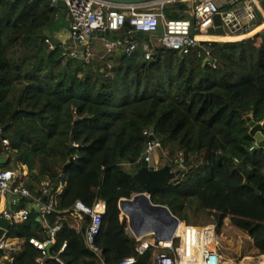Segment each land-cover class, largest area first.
Segmentation results:
<instances>
[{"label": "trees", "instance_id": "16d2710c", "mask_svg": "<svg viewBox=\"0 0 264 264\" xmlns=\"http://www.w3.org/2000/svg\"><path fill=\"white\" fill-rule=\"evenodd\" d=\"M179 8L165 11L178 18ZM61 12L68 9L52 0H0V128L10 142L0 150L8 158L2 167L26 165L24 181L33 194L47 178L56 185L61 171L68 179L50 213L32 208L28 219L10 225L8 235L23 243L6 264H39L42 250L30 240H46L48 228L60 224L44 264H96L83 231L66 219L76 200L96 197L108 203L97 236L106 263L134 255L135 264H153V250L135 252L127 225L115 234L111 225L120 199L145 191L134 173L150 128L167 151L165 164L157 166L180 170L151 200L193 225L199 215L202 225L219 227L229 218L253 239L254 253L264 254V147L251 133L255 122L264 134V34L203 42L215 66L198 49L180 54L154 47L145 59L150 35L144 32L136 33L142 45L133 56L94 51L85 62L68 54L70 42L47 31L65 28L54 26ZM73 141L84 147L73 148ZM73 153L78 158L72 161Z\"/></svg>", "mask_w": 264, "mask_h": 264}, {"label": "built area", "instance_id": "2783aa9c", "mask_svg": "<svg viewBox=\"0 0 264 264\" xmlns=\"http://www.w3.org/2000/svg\"><path fill=\"white\" fill-rule=\"evenodd\" d=\"M52 2L66 4L71 17L68 42L72 45L68 54L85 62H90L94 55V39L101 40L107 54L122 51L130 57L142 45L136 33L144 32L150 35V41L147 44L143 42V47L147 50L145 59L152 58L154 47L189 54L199 45L203 47L206 61L215 66L210 60L211 52L203 42L239 41L264 32V22L254 23L257 19L256 5L261 12L264 11L256 0H144L134 3H117L109 0H52ZM173 5H179V10L182 11L178 18L170 17L165 11L166 7ZM217 13L221 14L224 30L229 28L232 33L220 35L209 32L210 27H216L214 16ZM185 14H190L191 18L184 17ZM127 23L131 28L127 27ZM106 30L111 32L109 36L105 34ZM124 30L127 34L123 36ZM98 33L105 35L98 37ZM115 35H120V38L113 37ZM151 35H155L156 38ZM208 36L210 38H203ZM225 36L235 39H224ZM50 47H54L52 42ZM144 133L148 136V144L140 160L145 157L150 165L157 168V165L152 163V156L161 148V143L156 137L155 140L149 139L155 136L152 128ZM9 143V139L2 136L0 128V150H7ZM71 146L75 149L84 147L78 141H73ZM165 153L167 154V151ZM0 155L8 160L5 154ZM77 158L78 155L73 153L70 160ZM180 158L182 162V154ZM28 173L26 165L21 169L4 168L0 165V219L5 218L11 224L23 222L28 219L32 208H36L45 216L54 209L58 195L68 184L66 174L61 171L56 185H52L51 178H47L41 182L40 193L33 194L24 181ZM26 200H28L26 206L18 207ZM107 209L108 203L101 197H96L92 203L78 199L67 209L66 219H69L70 227L83 231L85 245L93 254L96 264H107L103 249L97 242ZM211 225L214 226L213 235L207 230ZM221 228L217 224L193 225L180 219L172 238L156 240L152 234L137 236L127 226L128 236L134 241L135 252L144 255L148 250H153V264H264V254H255L254 250L253 253H244L242 244L240 252H236L235 255L227 251L228 247L226 246V249L220 244V238L226 241L228 237ZM60 229L61 224L49 227L48 236L44 241L35 238L30 240L42 250V256L38 259L39 264H44V257L49 255L47 246L55 244ZM250 240L253 245L251 237ZM239 241L244 242L242 238ZM22 243L20 238L8 235V230H5L0 237V264L13 261ZM65 247L66 243L61 250ZM136 261L137 257L132 255L122 258L117 264H135Z\"/></svg>", "mask_w": 264, "mask_h": 264}, {"label": "water", "instance_id": "95a60500", "mask_svg": "<svg viewBox=\"0 0 264 264\" xmlns=\"http://www.w3.org/2000/svg\"><path fill=\"white\" fill-rule=\"evenodd\" d=\"M117 3H134L144 0H109ZM260 5L264 10V0H260ZM53 6H60L67 8L66 4L53 3ZM182 7V6H181ZM214 25L216 27H210L209 32L211 34L223 35L225 30L222 26V17L220 13L214 16ZM127 27L131 26L127 23ZM199 32V30H195ZM105 34L109 36L111 32L106 30ZM264 34V32H262ZM197 49L203 52L202 46H197ZM250 120V118H248ZM251 133L256 136L259 146L264 147V134L259 131L255 122H251ZM150 140H155V136H151ZM7 159L0 155V165H5ZM239 168H244L243 162L238 164ZM180 173V170H173L170 165H165L160 168H155L150 165L145 157L141 159V167L134 173V178L138 181L145 191L134 194L130 198H121L119 201V208L128 218V227L137 236L143 234H152V237L156 240H167L172 238L175 230L178 226L180 218L176 216L170 207L166 204L154 203L151 200V193L164 186H167L176 176ZM10 221L1 218L0 219V237L10 228ZM52 245L47 246L48 252H50Z\"/></svg>", "mask_w": 264, "mask_h": 264}, {"label": "rangeland", "instance_id": "374dc122", "mask_svg": "<svg viewBox=\"0 0 264 264\" xmlns=\"http://www.w3.org/2000/svg\"><path fill=\"white\" fill-rule=\"evenodd\" d=\"M66 14H67V17H66ZM69 13L67 12H61V18L60 20L56 21V23L54 24L57 25V24H64L65 27H68L69 26ZM186 17L188 18H191V15L190 14H186ZM62 30V29H61ZM48 33H52L51 35H53V37H55L54 35L56 34V32L60 31V30H54V31H51L49 29H47ZM225 33H232V31L229 29V28H226L225 29ZM56 38V37H55ZM98 40V39H97ZM99 41H96V43H98ZM94 43V42H93ZM166 154V153H165ZM165 155L162 153V151L160 149H157L154 153H153V156H152V163L155 164V165H161V164H165V161H166V158L164 157ZM127 167H129L128 164H126ZM177 170V169H175ZM123 198H129V197H126L124 196ZM119 205V204H118ZM204 216L202 215H199L198 217V220L199 221H196V222H191V223H196L198 225H202L204 220L203 219ZM113 221V223H112ZM187 222V221H186ZM188 223V222H187ZM190 224V223H189ZM111 225H112V234L114 233H117V231L120 229V227L123 225H127L128 226V218L127 216L121 211L120 209V212L118 213L117 216L114 217V220L111 219ZM224 232L227 233V240L226 241H223L221 238H220V244L226 248V246L228 247L229 251L232 255H235L236 252H240L242 246H243V251L244 253H250L252 252L253 253V245H252V242L250 240V237L248 235V233H246L245 231L241 230L240 228L236 227L235 225H233L229 218H226L225 219V223L224 225L222 226L221 228ZM117 235H113V238L116 237ZM242 238V241H244L243 243H241L239 241V239ZM242 244V246H241ZM241 246V247H240ZM227 249V248H226Z\"/></svg>", "mask_w": 264, "mask_h": 264}, {"label": "crops", "instance_id": "0c3cea01", "mask_svg": "<svg viewBox=\"0 0 264 264\" xmlns=\"http://www.w3.org/2000/svg\"><path fill=\"white\" fill-rule=\"evenodd\" d=\"M256 1L260 4V0H256ZM255 8H256L255 11H256V14H257V22H264V11L261 12V10L258 8L257 5H256ZM70 23H69L68 27H65L62 30L56 32V34L54 36L56 38H58L59 40L68 41V36H69V31H70V26H71ZM152 37L154 39L156 38L155 35H153ZM96 41H99V42L96 43ZM93 42H94V51H96V52L105 51L104 50V44L101 42V40L94 39ZM146 44H147V42H146Z\"/></svg>", "mask_w": 264, "mask_h": 264}, {"label": "bare ground", "instance_id": "6f19581e", "mask_svg": "<svg viewBox=\"0 0 264 264\" xmlns=\"http://www.w3.org/2000/svg\"><path fill=\"white\" fill-rule=\"evenodd\" d=\"M203 38H210V37L208 36V37H203ZM223 38H224V39L232 40V39H234L235 37L226 36V37H223ZM207 230L209 231V233H210L211 235L214 234V226H213V225L208 226V227H207Z\"/></svg>", "mask_w": 264, "mask_h": 264}, {"label": "clouds", "instance_id": "9594fccd", "mask_svg": "<svg viewBox=\"0 0 264 264\" xmlns=\"http://www.w3.org/2000/svg\"><path fill=\"white\" fill-rule=\"evenodd\" d=\"M163 154H164V153H163ZM164 155H165V154H164ZM140 161H141V160H140ZM2 166H4V165H2ZM157 168H160V167L157 166ZM48 253H49V252H48Z\"/></svg>", "mask_w": 264, "mask_h": 264}]
</instances>
